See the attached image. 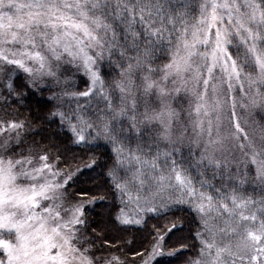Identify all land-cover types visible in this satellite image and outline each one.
I'll return each mask as SVG.
<instances>
[{"label": "snow or ice", "instance_id": "obj_1", "mask_svg": "<svg viewBox=\"0 0 264 264\" xmlns=\"http://www.w3.org/2000/svg\"><path fill=\"white\" fill-rule=\"evenodd\" d=\"M186 230L185 264H264V0H0V264H159Z\"/></svg>", "mask_w": 264, "mask_h": 264}, {"label": "trees", "instance_id": "obj_2", "mask_svg": "<svg viewBox=\"0 0 264 264\" xmlns=\"http://www.w3.org/2000/svg\"><path fill=\"white\" fill-rule=\"evenodd\" d=\"M16 82L18 84H22L24 81H23V79H21V80H18ZM25 91L27 92V96H28L27 101L25 103H22V104L14 105L13 109H12V111H18L19 114L21 115V117L32 116V115L36 114L34 111L28 110V109H31L32 106L34 105L36 97L31 95V90H25ZM49 95H50V93L45 92L42 94L41 99L43 100L44 97H47ZM46 109H47V106L45 105L44 111L41 112L40 114L43 115L46 112ZM101 184H103V181H101ZM104 194L107 197V201L111 202V199H112L111 192H109L107 190V188L104 189ZM96 212L97 213L106 212V209L97 208ZM179 215L185 216L188 219H191V216L188 214L187 210L180 212ZM164 223H166V221L163 218L153 219L149 223V228H151V225H153V224H161L162 225ZM165 240L167 242L166 247L168 249H171L173 247H179V242L183 241L189 247L182 249L181 251L188 253V255H180L179 253H177L176 256L161 257V258L156 259V261H158L159 264H185V262L190 258V256L195 254L196 250L191 248L193 241L191 240L190 233L187 230L184 232H181V233H177L175 236H173L171 238V241H168V237H165ZM137 259H139V257H137ZM154 264H155V262H154Z\"/></svg>", "mask_w": 264, "mask_h": 264}, {"label": "rangeland", "instance_id": "obj_3", "mask_svg": "<svg viewBox=\"0 0 264 264\" xmlns=\"http://www.w3.org/2000/svg\"><path fill=\"white\" fill-rule=\"evenodd\" d=\"M13 75L15 76V75H16V73H14ZM20 75H21V76H23V74H22V73H21ZM41 87H43V85H42ZM165 256L167 257L168 255H164V256H162V257H165ZM169 257H171V256H169ZM158 258H161V257H157L156 259H158Z\"/></svg>", "mask_w": 264, "mask_h": 264}]
</instances>
